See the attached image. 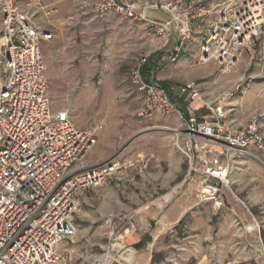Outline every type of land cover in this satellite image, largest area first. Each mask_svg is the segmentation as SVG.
Listing matches in <instances>:
<instances>
[{
    "label": "built area",
    "instance_id": "1",
    "mask_svg": "<svg viewBox=\"0 0 264 264\" xmlns=\"http://www.w3.org/2000/svg\"><path fill=\"white\" fill-rule=\"evenodd\" d=\"M94 12L98 18L114 14L139 23L164 47L176 32L172 62L195 39L199 54L191 64L215 63L224 75L246 55L253 60L258 53L264 77V0H97ZM41 13H53L44 0H0V264H67L62 249L78 235L76 194L113 178L142 175L154 158L114 157L74 171L96 147L104 125L82 131L68 110H53L42 54L52 34L37 22ZM150 56L139 54L130 75L132 89L143 96L138 117L178 119L177 146L187 170L177 189L191 181L200 204L222 210L232 169L264 152L260 121L252 117L240 126L230 120L227 108L241 85L204 99L201 84L189 81L182 87L189 102L184 111L165 88L145 79ZM202 110L207 113L198 114ZM131 232L121 229L93 264H125Z\"/></svg>",
    "mask_w": 264,
    "mask_h": 264
},
{
    "label": "rangeland",
    "instance_id": "2",
    "mask_svg": "<svg viewBox=\"0 0 264 264\" xmlns=\"http://www.w3.org/2000/svg\"><path fill=\"white\" fill-rule=\"evenodd\" d=\"M96 2L97 0H45L44 6L53 13L48 17L45 13H41L37 17V22H39V18L41 26L53 35L56 32L52 26L54 19L75 17L72 20V26L66 31L82 37L85 44L74 47L72 51L80 54L84 59L83 62L88 66L97 63L103 65L107 62L117 64L121 63L119 62L121 60L129 64V69L131 68V71H127L123 77L121 76L119 85L115 88L112 86L103 88L96 85L50 86L53 110L55 112L61 109L71 110L74 114L80 115L82 127L87 128L92 123L86 113H89L90 109H94L98 101L87 100L88 97L84 100L81 99V95L85 91L89 93L102 92L101 90L104 89L109 99L106 101L107 109L110 104H113L115 98L119 101L118 108H127L129 101L127 102L122 97L124 92L127 94L132 88H130V75L135 65V58L140 53L148 55L163 53L159 48L161 40L148 37L144 32V26L135 23L136 25L130 28L131 53L129 57L124 55L125 57L120 58L115 53L111 54L107 48L101 46L100 41L104 33H108V27L105 22L95 20L94 5ZM150 14L156 16L154 13ZM138 41L141 42L138 44ZM122 42L121 36L114 41V43ZM164 56L167 58L166 53ZM167 64L166 62L158 63V71H163V75H168L172 79H178V88H182L185 85V82H182L183 74L177 75V72L172 68H167ZM211 64L216 66L213 76L205 80L195 79L201 84L204 99H211L222 92L224 94L235 90L238 85H241L240 92L237 94V90H235V96L230 101V108H237L235 112L237 115L234 119H237V124L246 125L251 116L256 117L260 121L261 131L264 135V77L261 73L258 53H255L253 60L251 56L246 55L233 68L232 72L225 75L219 71L215 63ZM197 68L200 66L191 65L186 70ZM167 83L172 87L170 82ZM217 89L221 91L214 92ZM176 90L177 88L171 92L174 100L178 93ZM186 101L188 100L186 99ZM233 103H237V106H233ZM139 108L140 106L137 104L132 107L135 111ZM94 111L96 112V109ZM103 125L105 128V123ZM176 125L168 129L169 133L163 135L175 137V141L179 140L175 130L179 129L180 125L179 127ZM149 132L162 134L164 131L152 130ZM140 137V135L135 137L130 145ZM148 146L141 144V151L130 154L129 156L134 157L127 156V159L154 156L151 160L153 162L158 153L148 150L151 148ZM255 155L257 158H247L232 169L230 189H225L223 194L225 206L222 210H215L211 204H200L197 198V186L191 181L179 188L180 190L177 189L187 170L186 160L183 159L181 171L173 180L172 187L164 189L161 193L164 194L163 196H167L169 202H175L179 195L183 194H180L182 191L186 192L187 203L193 204L195 207L188 213L182 227L177 229L173 227L171 231L168 230L162 234H160L156 222H148L144 218L145 221H143L139 212L144 204L153 198L149 197L144 188L140 186L143 183L141 176L147 175L152 162L142 175L134 174L124 177L122 181L113 178L102 186L82 190L75 196L77 212L74 219L78 228V236L73 244L66 245L69 250L65 252L67 264H93L95 258L114 244L119 231L124 228H131L132 232L126 238L129 248L127 249L128 253L123 257L131 254L130 250H132L134 252L133 264H139L140 255H142L140 257L149 256L150 253H152V257L156 256V259H163L161 263L157 264H264V246L263 251L260 246L261 240L264 245V152L259 151ZM117 156L115 154L111 158H119ZM169 171V165L162 164L161 179H164ZM134 181L136 184L129 186ZM177 184L178 186L175 188L174 186ZM99 190H103L100 195L93 194V191ZM254 218L261 222V234L257 236L246 230L251 227ZM143 224L147 228H143ZM139 242H144L145 246L139 251L133 250L132 247ZM141 251H146V253Z\"/></svg>",
    "mask_w": 264,
    "mask_h": 264
},
{
    "label": "crops",
    "instance_id": "3",
    "mask_svg": "<svg viewBox=\"0 0 264 264\" xmlns=\"http://www.w3.org/2000/svg\"><path fill=\"white\" fill-rule=\"evenodd\" d=\"M95 18V20L105 22L107 24L106 26L108 27V33H104L100 41L101 46L107 48L111 52V54H117L120 58H122V56L124 55L129 57V54L131 53V43L129 42L131 35L130 28L139 23L130 20H123L121 17L114 14H108L104 18H98L95 15ZM73 19H75V17L73 16H70L67 19H54V23L52 26L56 30V32L54 35L50 32L52 34V39L49 42H44L42 44V54L44 57L46 73L50 81V86L76 87L80 85H96L103 88H107L108 86H112L113 88H115L119 85L121 76L123 77L125 75L124 73H126L127 71H131V68L129 69V64L120 60L119 62L121 63L117 64L107 62V64L103 65L97 63L95 65L88 66L85 62H83V57L80 54H76L75 51H72L74 47L85 44L82 40V37L75 35L72 32L66 31L67 28L72 26ZM38 20L39 22H41L39 18ZM101 33H103V31ZM119 36H121L123 42L114 43L115 39ZM150 38L160 39L158 37ZM140 42L141 41H138L137 43L139 44ZM178 46V35L176 32H173L167 45L164 47L160 44L159 46L160 50H162L163 53H156V55L154 54L158 59L157 62L168 63L167 68H172L177 72V75L182 73V82H185V84L195 79L205 80L214 75L216 71V66L214 64L200 66V68L197 69L186 70L191 67V63L195 58H197L199 54V43L197 39L187 44L181 52L179 59L176 62H172L171 59ZM164 53H166L167 58L164 56ZM158 70L159 68H156L155 72L153 73L152 78L154 79V81L152 82L158 84L161 82H170L172 85V92L176 88V91H178V93L175 95L176 101L183 98L182 88H180V91L177 85L178 79H172L168 75H163V71L159 72ZM101 91L102 92L91 93L85 91L83 95H81V99L83 100L88 97L87 100L98 101L97 105L94 106L96 112L92 108L88 111L89 113H86L90 123H92L90 127H82L80 115L74 114L73 112H71V110H68L74 124L79 130L88 131L99 124L105 123L106 125L98 135L97 145L95 149L86 158L85 161H83L74 169V171L82 172L90 167H98L100 165H103L115 154L118 155V159H127V156H129L130 154H135L137 151H141V144L149 145L148 147L151 148H148V150L158 154L156 159L153 162L151 161V169L147 171V175L141 176L143 178V183L140 186L144 188V191L147 192L149 197L153 198L149 199L139 212L142 219L144 218L148 222H156L160 234L165 233L173 227H176L180 223V221L187 217L188 213L193 209V207H195V205L187 203L188 201L186 192H179L180 194H183L179 195L178 199L175 202H169L166 198L167 196H163L164 194L161 193V191H163L164 189L172 187L171 184L173 180L177 178V175L181 171L183 159L185 160V157L178 149V139L177 141H175V137L172 138L171 136L167 137L166 135H163L165 133H169L168 129L173 128L175 124H177L179 127L180 123L178 119L173 115L166 116L155 114L149 120L140 119L138 117V111L143 105V96L132 88L127 92V94L126 92H124V95L122 97L127 102L129 101V106L127 108H118L117 104L119 101H117V98H115L113 104H110L109 109H107L106 101H109L107 97L108 94H105L104 89ZM220 91V89L214 90V92L217 93ZM221 94H223V92ZM221 94H217L216 96ZM184 102L187 101L184 99ZM135 104H137V106H140L139 110L137 111L132 109L133 105ZM233 104V106H237V103ZM230 106L227 108L229 110V118L231 121L237 124V119H234L235 115H237L235 114L237 108H230ZM188 107L189 104L186 108L187 111ZM135 112H137L136 115ZM251 118L249 119V121L251 120ZM152 130H162L164 132H162V134L149 132ZM138 135H140L141 137L136 142H134V144L130 145L131 141H133V139ZM132 157L134 156H129V158ZM162 164H167L170 167V171L168 175L164 176V179H161ZM152 181L153 183H151ZM146 182H148V184H146ZM135 184L136 182L134 181L129 186H134ZM177 186L178 184L174 187L176 188ZM101 192H103V190L93 191V194L95 193L97 195H100ZM144 219L143 221H145ZM255 223L259 225V229L255 228ZM143 228H147L145 227V224H143ZM246 230L248 233L250 232L252 234H255L256 236L258 234L260 235L261 222L254 218L253 224H251V227L246 228ZM75 239L71 242H68L66 245L73 244ZM66 245L62 249V252H66ZM260 246L263 251V241L262 244L260 243ZM141 252L146 253V251ZM140 256L138 261L139 264L151 263L152 253H150L149 256Z\"/></svg>",
    "mask_w": 264,
    "mask_h": 264
},
{
    "label": "trees",
    "instance_id": "4",
    "mask_svg": "<svg viewBox=\"0 0 264 264\" xmlns=\"http://www.w3.org/2000/svg\"><path fill=\"white\" fill-rule=\"evenodd\" d=\"M155 55L150 56L147 65L144 67L143 75L148 82L154 81V79L152 77H153V73L155 72V70L157 68V63H158L157 62L158 59ZM159 85L162 86L163 88H165L170 93V95L173 99V96L171 94L172 88L170 87L169 83L161 82V83H159ZM184 99L186 100L185 96H183V98L179 99L178 101H176L174 99H173V101L176 102L184 111H187L186 108L188 105V101L184 102ZM203 113L206 114L207 112L205 110H202L198 114H203ZM185 219L186 218H184L182 221H180V223L175 227V229L182 227L183 224L185 223ZM156 258H157L156 256L152 257L151 264H157V263H161L163 261V259H161V258L160 259H156Z\"/></svg>",
    "mask_w": 264,
    "mask_h": 264
},
{
    "label": "bare ground",
    "instance_id": "5",
    "mask_svg": "<svg viewBox=\"0 0 264 264\" xmlns=\"http://www.w3.org/2000/svg\"><path fill=\"white\" fill-rule=\"evenodd\" d=\"M131 252V254H129L127 257H124L123 258V260L126 262V263H128V264H133V262H134V256H133V251L132 250H130Z\"/></svg>",
    "mask_w": 264,
    "mask_h": 264
},
{
    "label": "water",
    "instance_id": "6",
    "mask_svg": "<svg viewBox=\"0 0 264 264\" xmlns=\"http://www.w3.org/2000/svg\"><path fill=\"white\" fill-rule=\"evenodd\" d=\"M145 246L144 242H139L138 244L133 246V250L135 251H139L140 249H142Z\"/></svg>",
    "mask_w": 264,
    "mask_h": 264
}]
</instances>
